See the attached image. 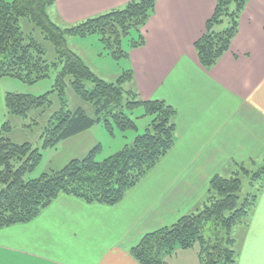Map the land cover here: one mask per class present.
<instances>
[{"label":"crops","instance_id":"1","mask_svg":"<svg viewBox=\"0 0 264 264\" xmlns=\"http://www.w3.org/2000/svg\"><path fill=\"white\" fill-rule=\"evenodd\" d=\"M130 1L55 0L51 13L71 25ZM215 7L216 0H156L144 44L124 58L140 98L177 109L173 149L116 205L61 194L34 220L1 228L0 264H141L130 249L146 233L195 211L230 162L264 155V0L248 1L229 50L208 69L195 42ZM14 80L0 78V125L11 120L5 94L17 92ZM263 196L233 229L235 264H264ZM191 249L199 261L195 247L177 253Z\"/></svg>","mask_w":264,"mask_h":264},{"label":"trees","instance_id":"2","mask_svg":"<svg viewBox=\"0 0 264 264\" xmlns=\"http://www.w3.org/2000/svg\"><path fill=\"white\" fill-rule=\"evenodd\" d=\"M249 0H216L206 31L195 42L200 63L212 68L229 50L236 36L240 16ZM55 0H0V78L12 77L36 83L55 69L53 89L42 95L8 91L5 105L10 119L25 117L32 108L52 104L56 91L62 106L50 117L41 135V146L16 143L9 133L7 119L0 125V229L28 223L37 218L59 195L67 194L87 203L108 206L121 202L175 146L177 109L162 99L144 100L127 87L132 70H125L115 81L97 74L75 51L70 38L98 33L105 50L115 60L128 57V49L144 44L142 28L151 16L156 0H132L124 7L66 25L50 16ZM34 23L55 48L56 57L46 58V48L21 20ZM128 40L124 48V39ZM69 84L75 93L93 107V115L78 107L65 110L64 94ZM143 107V113L131 114ZM138 117H149L142 133L131 144L103 160H97L101 145L93 146L82 158H74L58 170L30 177L43 158V150L102 123L114 135L115 128L136 130ZM245 172L248 169L242 166ZM254 193L241 198L242 179L237 175H214L202 208L182 215L173 224L146 233L130 249L141 264H168L167 257L199 245V264H235L238 252L233 228L247 221L264 191V164L251 173ZM209 229V236L204 231Z\"/></svg>","mask_w":264,"mask_h":264},{"label":"rangeland","instance_id":"3","mask_svg":"<svg viewBox=\"0 0 264 264\" xmlns=\"http://www.w3.org/2000/svg\"><path fill=\"white\" fill-rule=\"evenodd\" d=\"M50 16L54 19L51 10ZM21 25L23 30L28 33L31 32L34 37L45 46L47 51L46 58L49 61L55 59V48L49 41L44 39V35L41 33L40 29L34 23H31L25 18L21 20ZM132 37H136V33L133 31L124 39V48H128V40ZM73 38L76 40H71ZM73 38H70L72 48L80 50L87 64L97 74H102L101 76H103L105 80L115 81L117 76L123 72L124 68H126V62L124 58L115 60L110 54L107 53V51L104 49V44H102L100 41V35L98 33L87 36V40H82L83 38L79 36H75ZM55 74V69H51L49 76L40 79L36 83L30 84L16 79L14 80L13 85L15 90H17L19 93L32 94L34 96L42 95L53 89ZM5 81L8 83V80ZM127 87L133 88L131 83H128ZM51 99L52 104L49 106L45 105L44 107L32 108L25 117L13 116L11 118L13 128L9 133V136L14 142L20 144L24 142H30L34 147L41 146V135L44 128L48 125L51 115L56 110H59L62 106L61 100L59 99L56 91L51 93ZM64 101L65 110H74L78 107H82L86 109L90 115H93L92 105L79 97L69 84H67L65 88ZM143 111V107H138L131 115L136 119V116L141 115ZM149 119V117H138V131L131 129L123 131L115 128V133L112 135L106 130L102 123H98L89 130L64 139L56 146L43 150V158L39 166L32 173H30L29 176L38 177L45 172L58 170L65 166L72 159L84 157L89 149L97 144L101 145V149L98 152L96 159L103 160L120 150L126 144H131L135 136L145 130V126L149 122ZM263 164L264 155L256 159L254 162L234 161L230 162L220 174L225 177L238 174L242 179V189L240 196L241 198H244L248 194H252L256 191L257 185L251 184L250 176L253 171L259 169ZM242 166H245L248 169V172H245L242 169ZM263 193L264 191L260 193V196H262ZM202 203L203 201L200 203L197 209L200 210L202 208ZM209 234V229L207 228L204 231V235L208 237ZM194 247L197 251H199L198 244H196ZM186 251L187 252H179L168 256V264H199V261L196 258L197 255L194 257V252H192L193 250L191 249Z\"/></svg>","mask_w":264,"mask_h":264}]
</instances>
